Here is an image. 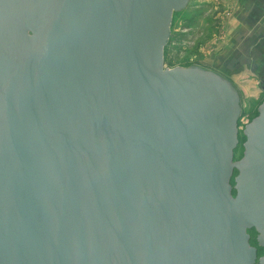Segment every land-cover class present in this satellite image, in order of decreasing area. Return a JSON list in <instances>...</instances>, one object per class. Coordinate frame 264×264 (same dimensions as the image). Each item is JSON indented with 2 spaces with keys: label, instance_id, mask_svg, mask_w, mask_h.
<instances>
[{
  "label": "water",
  "instance_id": "obj_1",
  "mask_svg": "<svg viewBox=\"0 0 264 264\" xmlns=\"http://www.w3.org/2000/svg\"><path fill=\"white\" fill-rule=\"evenodd\" d=\"M186 2L9 1L0 264H264V104L234 163L215 80L163 67Z\"/></svg>",
  "mask_w": 264,
  "mask_h": 264
},
{
  "label": "rangeland",
  "instance_id": "obj_2",
  "mask_svg": "<svg viewBox=\"0 0 264 264\" xmlns=\"http://www.w3.org/2000/svg\"><path fill=\"white\" fill-rule=\"evenodd\" d=\"M244 2L246 0H189L185 10L173 14L163 50L164 69L213 73L227 81L237 95L240 116L234 163L244 156L245 128L259 117L258 110L264 104V46L253 44L254 33L248 34L243 28L239 16L244 12ZM242 34H245L244 40H241ZM242 42L249 44L248 49L240 46ZM247 52L246 59H240V55ZM239 61L242 64L238 65ZM238 174L232 175V187ZM254 233L253 230L248 232L250 246L257 250L258 259L264 256V248L257 246Z\"/></svg>",
  "mask_w": 264,
  "mask_h": 264
},
{
  "label": "flooded vegetation",
  "instance_id": "obj_3",
  "mask_svg": "<svg viewBox=\"0 0 264 264\" xmlns=\"http://www.w3.org/2000/svg\"><path fill=\"white\" fill-rule=\"evenodd\" d=\"M9 1L10 0H0V25L6 26V27H8L6 25V24H8V23H6L7 20H9V21L12 20V19H10L11 17H10V4H9ZM179 1H181V0H179ZM186 1L187 2L185 4V7H187V3H188L189 0H186ZM175 3H178V1L175 2ZM182 10H180V11H182ZM180 11H174L172 13V16H173L174 13L180 12ZM2 22H5V23H2ZM190 72L192 74H195V75L196 74H202V76L203 75L212 76L211 80H215V84L214 85H215L216 94L221 96V97H223V98L225 97L226 98V103H227V105L223 103L222 105L217 107L219 112H220V115H216V116L220 117L222 115L221 114L222 113L221 109L223 108L225 110V107H226V110H228V113L230 115H232L233 117H235L236 120H238V118L240 116L239 106H238V97L235 94V92L233 91V89L230 87V84L227 81H225L224 79H222L220 76L215 75L213 73L201 72V71H197V70H194V69H190ZM187 85L192 86L190 81L187 83Z\"/></svg>",
  "mask_w": 264,
  "mask_h": 264
},
{
  "label": "crops",
  "instance_id": "obj_4",
  "mask_svg": "<svg viewBox=\"0 0 264 264\" xmlns=\"http://www.w3.org/2000/svg\"><path fill=\"white\" fill-rule=\"evenodd\" d=\"M244 12L239 16L242 21L243 28L246 29V33H254V42L260 43L264 46V0H246L242 3ZM256 36V38H255ZM245 39V34H242V39ZM252 44V45H253ZM248 43L242 42L241 47H244V50L248 49ZM251 53V52H250ZM247 53H243L240 56V59L243 58V61L246 59L245 56H248ZM242 61H239V64Z\"/></svg>",
  "mask_w": 264,
  "mask_h": 264
},
{
  "label": "trees",
  "instance_id": "obj_5",
  "mask_svg": "<svg viewBox=\"0 0 264 264\" xmlns=\"http://www.w3.org/2000/svg\"><path fill=\"white\" fill-rule=\"evenodd\" d=\"M234 192V191H233ZM235 193V192H234Z\"/></svg>",
  "mask_w": 264,
  "mask_h": 264
}]
</instances>
